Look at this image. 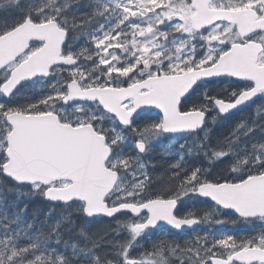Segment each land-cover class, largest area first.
<instances>
[{"label":"snow or ice","instance_id":"6c2138e0","mask_svg":"<svg viewBox=\"0 0 264 264\" xmlns=\"http://www.w3.org/2000/svg\"><path fill=\"white\" fill-rule=\"evenodd\" d=\"M82 7L91 10L79 0L75 10L71 0H0V12L11 13L0 19V264H170L176 256L180 264H264V228L205 233L183 247L161 239L133 255L161 222L179 230L231 214L232 223L264 225V103L217 147L206 129L210 113L215 123L264 101V0ZM201 131L187 155L203 152L229 176L186 168L180 151L169 169L178 186L155 191L143 159L154 142L199 140ZM32 196L62 214L49 224L50 208L39 226L28 222L20 205ZM191 197L211 206L202 218L193 209L180 215ZM128 214L115 229L126 239L89 236L94 221ZM73 215L83 246L64 238Z\"/></svg>","mask_w":264,"mask_h":264},{"label":"flooded vegetation","instance_id":"af4514ba","mask_svg":"<svg viewBox=\"0 0 264 264\" xmlns=\"http://www.w3.org/2000/svg\"><path fill=\"white\" fill-rule=\"evenodd\" d=\"M209 88H215L217 85H209ZM264 103V101L256 100L254 104H251L247 108H242L240 111H235L231 116H238L243 119H252L255 117V109L257 105H260ZM250 111V113H247ZM212 115H215V113H210L208 120H212ZM230 117V116H229ZM217 119H221V117H218ZM209 132V144L211 147H217L218 142L220 140H217L216 133L213 132L211 134V131ZM199 140H195L194 137H187L189 144L199 143L200 140L203 139L202 133H198ZM184 139V140H186ZM220 139V138H219ZM183 139L172 136V135H165L161 138L158 139V142L155 147V153L156 156L152 157L149 156V166L152 167L150 170V177L152 179V187L155 191L161 192L165 195H167L170 191H174L175 188L178 186V181L171 180L170 185L173 183V185H169L168 187H159V182L160 179L159 177H154L152 176V173L154 172V164H155V159H160L164 164H167L168 167L164 169L161 173H168L169 178L171 177V171L169 170L172 165H174L177 160L178 156L177 153L183 150H177L178 145H181L184 141ZM162 145H166L168 147H171L172 149L168 151V148L165 149L162 147ZM175 147V148H173ZM171 151V157L172 159L168 158H163L162 155L169 153ZM184 152V151H183ZM194 155L198 157V161L195 159ZM185 167L188 169L194 168L196 166H200L206 169H209L212 173L211 176H209V179H215L219 178L221 175L228 177L229 173L227 171V165L224 163L216 162L215 166L209 163L208 158L203 154V152H198L193 154V156H188L185 155ZM203 198H201L202 200ZM201 200H197L195 197L191 198H186L184 201V205L181 208L180 215H183L185 211L188 209H193L198 217H203V212L210 210V205L207 203L201 202ZM236 218L232 216L231 214L228 215H217L215 216L212 220L208 221H202L195 227L187 230H181V231H174L171 230L170 227H160L154 230L151 233V241L147 237L139 241L140 245H143V247H139V252L141 251H151L152 250V244L153 243H158L161 239H165L168 242H176L179 243L182 247L184 246V242L186 240H191L194 239L197 235L203 236L205 233H215V234H220V233H227L231 235H249L253 234L256 232H259L262 228H264V225L261 224V222L256 221V222H243V221H237L236 223H232L233 220ZM216 220H224L226 221L225 223L218 224L215 221ZM170 264H180V260L178 256L176 257H170Z\"/></svg>","mask_w":264,"mask_h":264},{"label":"trees","instance_id":"16d2710c","mask_svg":"<svg viewBox=\"0 0 264 264\" xmlns=\"http://www.w3.org/2000/svg\"><path fill=\"white\" fill-rule=\"evenodd\" d=\"M87 3V0H79V5L81 6V11H90L91 9H85L82 7L83 4ZM71 6L73 8V10H75V8L77 7V0H71ZM11 15V13L9 12H0V19H4V18H9ZM84 41H85V37L81 36L79 38V44L80 45H84ZM233 127L228 124L225 128L224 131L229 133L232 131ZM216 133V138L218 140L219 137V133L217 131H215ZM168 167L167 164H164L162 162V160L160 159H155V164H154V172L152 173V176L154 177V179L156 177L161 178L160 182H159V187H168L171 183L170 178L168 176V173H161L164 169H166ZM2 179V178H0ZM6 185H10L11 181H5ZM173 185V183L171 184ZM170 185V186H171ZM9 201H12L15 199V196L12 194H9L8 196ZM24 204L28 205L27 208V214L25 216V219L28 222H33V218L35 217V223L37 224V226H39V222L43 221L45 219V215L49 212L50 208H54L55 211L52 215V217L49 219V224L53 223L62 213H61V208L60 206H55L52 205L50 203H47L43 200V198L39 197V196H32L30 198H24L23 199V203H21L20 207L22 208L24 206ZM66 214V213H64ZM117 220L120 221H125L127 220V218L125 216L122 215H118V217H116ZM72 219L74 221H76V225H75V230L67 235H65V239H69V237H72L73 239H78L81 242V246H83L84 240L83 238L78 236V232H79V228L81 226V221L80 219L76 216L73 215ZM117 225H116V219H102L99 221H94L90 227L88 228V233L89 236L92 239H96L99 240L101 237H104L106 234L108 236L109 239H120V240H124V235L125 233L121 232L119 233V235H117L115 233V229H116ZM107 249H101V251H106Z\"/></svg>","mask_w":264,"mask_h":264},{"label":"water","instance_id":"95a60500","mask_svg":"<svg viewBox=\"0 0 264 264\" xmlns=\"http://www.w3.org/2000/svg\"><path fill=\"white\" fill-rule=\"evenodd\" d=\"M184 227H188V226H184ZM184 227H182V228H184Z\"/></svg>","mask_w":264,"mask_h":264}]
</instances>
